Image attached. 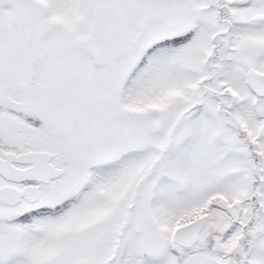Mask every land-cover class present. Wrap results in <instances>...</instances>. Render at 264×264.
Instances as JSON below:
<instances>
[{"label": "snow or ice", "instance_id": "obj_1", "mask_svg": "<svg viewBox=\"0 0 264 264\" xmlns=\"http://www.w3.org/2000/svg\"><path fill=\"white\" fill-rule=\"evenodd\" d=\"M0 264H264V0H0Z\"/></svg>", "mask_w": 264, "mask_h": 264}]
</instances>
